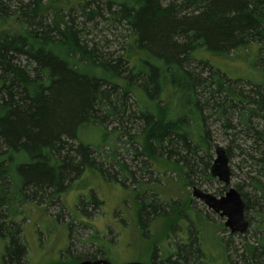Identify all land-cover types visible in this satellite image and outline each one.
I'll return each instance as SVG.
<instances>
[{"label":"trees","instance_id":"trees-1","mask_svg":"<svg viewBox=\"0 0 264 264\" xmlns=\"http://www.w3.org/2000/svg\"><path fill=\"white\" fill-rule=\"evenodd\" d=\"M73 5L79 22L72 18ZM105 16L128 32L117 57L101 54L82 36L85 24ZM254 47L250 64L264 75V0H0V235L8 238L6 261L23 263L18 218L24 206L56 201L87 168L105 172L79 132L105 129L107 116L122 118L127 99L136 95L137 111L130 116L142 120V127L130 138L139 146L135 154L151 163L160 151L177 156L172 162L187 174L201 162L208 167L205 110L233 136L251 139L246 156L255 167L250 185L258 195L250 203L236 189L245 213L256 207L260 233L255 243H245L240 259L264 264V80L231 78L206 56L234 60ZM83 200L78 205L84 213L99 204L94 196ZM157 201L140 200L142 214L159 215ZM194 241L195 236L181 241L167 256L155 250L152 263L200 259L197 246L187 247ZM98 257L104 258L101 248L79 259Z\"/></svg>","mask_w":264,"mask_h":264},{"label":"rangeland","instance_id":"rangeland-1","mask_svg":"<svg viewBox=\"0 0 264 264\" xmlns=\"http://www.w3.org/2000/svg\"><path fill=\"white\" fill-rule=\"evenodd\" d=\"M41 1L45 3L47 0ZM68 1L75 4V0ZM72 18L78 22L82 19L76 5H73ZM64 19L67 20V17ZM127 33L121 24L107 20L106 16L82 28L83 38L109 57L122 54ZM255 50V47L251 48L234 60L211 54L206 56L211 65L222 69L231 78L262 82L264 75L256 72L250 64ZM125 70L126 67H123V73ZM196 70H202L203 74L208 72L205 68ZM136 99V95L127 99L122 118L117 115L104 117L102 126L105 129L88 126L79 132V140L96 149L95 159L102 162V169L107 174L87 168L56 201L37 199L23 207V214L18 218L26 245L22 264H78L80 255L93 253L98 248L112 264H153L155 250L157 255L167 256L181 241H187L192 236L196 237V242L187 247L194 250L197 246L200 259L198 261L189 256L185 263L180 260L181 264H229L227 255L235 264H245L240 259L244 245L255 243L257 233H260L256 207L245 213L250 219L248 230L244 234H231L224 226L225 219L192 197L191 193L192 187L196 186L219 197L229 186H233L251 203L257 194L250 185V177L256 176L255 167L246 156L252 150L251 139L243 133L233 136L232 129H225L215 114L210 115L205 110V129L211 156H203V161H208L210 166L215 157V147L227 149L231 170L228 186L217 178H208L209 166L204 169L203 162L193 166L192 172L187 174L172 162L177 156L170 157L156 151V158L151 163L145 156L135 154L139 146L130 138L142 127V120L130 116V112L137 111ZM103 113L104 110L100 111V115ZM231 118L234 125L235 114H231ZM119 164L124 167L125 173H121ZM108 173L114 180L109 178ZM92 196L99 204L95 208L89 206L86 213L81 212L83 206L78 205V200L89 201ZM149 197L158 199L157 205L162 203L159 215L142 214L140 211V200ZM69 224L72 226L71 233ZM93 236L99 238L98 244ZM7 241V237L0 235V264H10L4 258ZM173 256V259L177 258Z\"/></svg>","mask_w":264,"mask_h":264},{"label":"water","instance_id":"water-1","mask_svg":"<svg viewBox=\"0 0 264 264\" xmlns=\"http://www.w3.org/2000/svg\"><path fill=\"white\" fill-rule=\"evenodd\" d=\"M215 157L209 167L210 176L217 178L224 185L228 186L231 181V170L229 167V156L222 146L214 149ZM191 196L203 202L207 208L223 217L224 226L231 234H244L249 228V220L245 216V202L239 191L229 186L225 193L219 197L200 188L193 186ZM78 264H112L105 258L84 259ZM123 264H145L142 262H127Z\"/></svg>","mask_w":264,"mask_h":264}]
</instances>
